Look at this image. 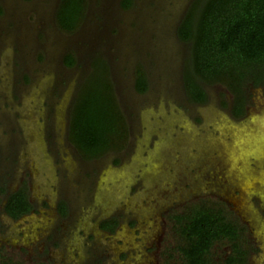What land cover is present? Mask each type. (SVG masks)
Listing matches in <instances>:
<instances>
[{
  "label": "rangeland",
  "instance_id": "1",
  "mask_svg": "<svg viewBox=\"0 0 264 264\" xmlns=\"http://www.w3.org/2000/svg\"><path fill=\"white\" fill-rule=\"evenodd\" d=\"M122 1L86 0L79 26L65 32L60 0H0V205L6 189L23 187L39 207L17 222L2 214L9 248L0 264H183L169 214L201 200L248 224L250 263L264 264V86L248 88L242 119L223 109L230 93L220 84H208L209 103L194 107L183 83L190 44L177 28L196 0ZM77 53L81 65L67 68L65 57ZM98 58L137 135L121 163L111 151L86 166L66 142L65 119ZM139 67L148 93L135 90ZM61 201L71 207L65 218ZM111 216L122 218L116 233L100 232L99 219ZM230 246L216 242L213 260Z\"/></svg>",
  "mask_w": 264,
  "mask_h": 264
},
{
  "label": "trees",
  "instance_id": "2",
  "mask_svg": "<svg viewBox=\"0 0 264 264\" xmlns=\"http://www.w3.org/2000/svg\"><path fill=\"white\" fill-rule=\"evenodd\" d=\"M132 1L123 0L122 6L128 8ZM85 3L86 0H60L56 22L61 30L77 29ZM177 35L190 44V62L183 72L188 100L205 103L208 95L204 84H220L232 95L233 114L243 115L249 102L248 88L264 86V0H196L179 23ZM75 62L73 54L65 57L66 66ZM102 62L99 58L93 62L70 111L69 141L84 159L119 151L128 140V123L109 79L107 64ZM102 64L101 78L96 77L98 81L91 83L94 71ZM148 86L147 74L139 67L135 90L144 93ZM222 105H227L225 99ZM30 208L23 187L10 194L5 204V211L12 217H19ZM228 212L218 202L201 200L183 214L171 215L175 230L184 239L177 247L183 254V264H249L248 249L244 247L245 227L236 219H229ZM115 224V220L105 221L103 227L112 229ZM216 242L231 245L227 256L218 261L212 258Z\"/></svg>",
  "mask_w": 264,
  "mask_h": 264
},
{
  "label": "flooded vegetation",
  "instance_id": "3",
  "mask_svg": "<svg viewBox=\"0 0 264 264\" xmlns=\"http://www.w3.org/2000/svg\"><path fill=\"white\" fill-rule=\"evenodd\" d=\"M179 25V24H178ZM82 60V55L80 54V53H77V55H76V62L74 63V65H72V67H70V69L72 68H78V66H80L81 65V61ZM66 66V65H65ZM67 68H69L68 66H66ZM147 80H148V84H149V86H148V89H147V91L146 92H144V93H148L149 91H150V85H151V81H150V78H149V76L147 75ZM183 83H184V81H183ZM207 86H208V84H204V88H205V90H206V92H207V95H208V99H207V101L205 102V103H193V102H190L189 100H188V102L189 103H191L194 107H197V106H204V105H207L208 103H209V101H210V98H209V94H208V90H207ZM134 87H135V74H134ZM184 88H185V86H184ZM258 88H260V87H256L255 89H258ZM137 92V91H136ZM186 92V91H185ZM138 93V92H137ZM144 93H139V94H144ZM76 94H77V92H75L74 94H73V98H71V101H70V103H69V106H68V110H67V114H66V119H65V125H66V132H65V139H66V142H67V144H69L70 146H72V148L77 152V154H78V156H79V158H80V160H81V162L83 163V164H85L86 166H89V165H96V164H100V162H101V159L105 156V155H107V154H109L108 152L107 153H105V154H103V155H101V156H99V157H96V158H92V159H84L79 153H78V151L76 150V148L72 145V143L69 141V136H68V130H69V120H70V111H71V107H72V105H73V102H74V99H75V97H76ZM186 94V93H185ZM224 95H225V93H224ZM186 98L188 99V97H187V94H186ZM226 101H227V105L226 106H223V109H225V110H227V111H225V112H227V114H230L233 118H236V119H242V118H244L246 115H247V113H248V111H249V105L247 104L246 106H245V112H244V114L243 115H241V116H235L234 114H233V111H232V107H233V104H232V95L230 94V100L229 99H225ZM129 126V125H128ZM135 127V126H134ZM136 128V127H135ZM134 128V129H135ZM131 128L130 127H128V140H127V143H126V145H125V149H120V151H114L115 153H117V155H114V156H117V157H119L120 158V160H119V162L121 163L127 156L126 155H123L124 154V152L126 151V148L131 144V143H129V135L131 134V133H133V136H134V140H133V142L135 141V138H136V133H135V131L133 132V130H130ZM132 131V132H131ZM52 134L54 135L55 133L54 132H52ZM139 134V133H138ZM51 139H53V136H51L50 137ZM133 145H134V143H133ZM129 148V147H128ZM132 149H133V147H131V152H132ZM122 151V152H121ZM113 156V157H114ZM103 161V160H102ZM98 168H100V166H98ZM263 169H264V165H263ZM89 171V170H88ZM96 182V181H95ZM96 184H97V182H96ZM95 188H96V185H95ZM19 189H17L16 191H18ZM16 191H13V190H9V189H6L5 190V192H4V198H5V201L4 202H2L1 203V205H0V242H2V243H0V253H1V250H3L4 248L6 249V247L7 248H9L8 247V243H5L4 241H5V239H4V237H5V234L7 233V226L4 224L5 222H4V219L2 218V214H5V216H7L8 217V219L9 220H11L12 222H17L18 220H20V219H22V218H24L25 216H27V215H30L31 213L32 214H35L38 210H39V207H38V205H37V203H33L32 202V200L30 199V197L27 195V197H28V201H29V203L31 204V208H30V210L28 211V212H26V213H24V214H22V215H20L19 217H12V216H10L6 211H5V204H6V201H7V198L9 197V195L10 194H12V193H14V192H16ZM47 204V203H46ZM45 204V205H46ZM62 206H64V211H62ZM71 210V207H70V205H69V203L67 202V201H61V202H59L58 204H57V207H56V211H57V213H59L60 214V216H62L63 218H65V217H67L69 214H70V211ZM171 215L172 214H169V218H171ZM241 218V217H240ZM111 220H115L116 221V224L114 225V227L112 228V229H110V228H108V227H103V222H105V221H111ZM245 222V221H244ZM121 223H122V218L121 217H117V216H111V217H102L101 219H99V222H98V230L100 231V232H103V233H108V234H110V235H113V234H115L116 233V231H117V228L121 225ZM138 223V222H137ZM136 223V224H137ZM246 223V222H245ZM129 224H131V223H129ZM135 224V222H133L131 225H132V227H133V225ZM130 225V226H131ZM244 227H245V231L247 232V229H248V224L246 223V224H242ZM90 231V230H89ZM248 237V236H247ZM248 239V238H247ZM248 240H247V244H248ZM250 251H248V253H249ZM247 259H248V262H249V264H251L250 263V258H249V254H248V256H247ZM3 263H5V262H3ZM2 263V264H3ZM18 263V262H17Z\"/></svg>",
  "mask_w": 264,
  "mask_h": 264
}]
</instances>
